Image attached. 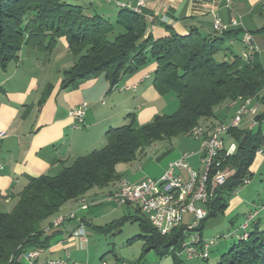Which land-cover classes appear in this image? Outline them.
Wrapping results in <instances>:
<instances>
[{
    "label": "trees",
    "instance_id": "obj_1",
    "mask_svg": "<svg viewBox=\"0 0 264 264\" xmlns=\"http://www.w3.org/2000/svg\"><path fill=\"white\" fill-rule=\"evenodd\" d=\"M116 25L122 32L110 41L113 24L84 15L81 7L66 0H0V69L16 62L22 47L50 52L57 40L64 38L76 62L62 73V89L100 75L114 88L151 59L155 65L152 87L160 96L172 94L178 101L175 113L157 115L140 127L135 126V116L128 114L126 125L106 131L102 149L77 158L54 176L31 180L16 196L10 211L0 210V264H19L21 256L46 248L53 235L43 238L41 224L61 207L92 189L118 182L117 165L135 161L156 142L190 136L194 127L212 118L214 109L226 102L254 99L259 106L253 118L256 127L228 131L225 138L236 150L221 161L220 168L233 170V174L223 185L213 186L211 172L207 184L211 199L205 205L206 218L197 229L200 236L205 223L224 215L228 197L252 176L250 168L264 142V66L256 54L248 61L241 56L216 61L228 33L205 37L196 30L185 36L169 32L153 41L145 37L144 18L128 10L118 12ZM137 221L141 235L133 240L143 241L142 255L153 251L160 259L169 256L173 264H181L174 252L185 240L184 227L161 236L144 218ZM260 226L261 221L256 222L249 232L236 238L215 264H264V227Z\"/></svg>",
    "mask_w": 264,
    "mask_h": 264
},
{
    "label": "crops",
    "instance_id": "obj_2",
    "mask_svg": "<svg viewBox=\"0 0 264 264\" xmlns=\"http://www.w3.org/2000/svg\"><path fill=\"white\" fill-rule=\"evenodd\" d=\"M69 1L66 2L81 7L84 15L88 17L98 16L105 19L112 14L114 29L119 28V33L122 32L121 27L116 25L120 10L114 4L104 0H77L74 3ZM110 8L117 10L116 15V11L110 12ZM214 15L226 26L223 33L230 34L224 37V47L216 55L217 61H230L233 57H240L244 51L241 39L246 32L252 36L257 48L255 56L261 64V56L264 54V30H261L264 27V0H234L229 8L223 0H148L143 17L146 23L145 37L156 41L167 37L169 32L185 36L190 30H196L205 37L221 36L222 33H216L212 29ZM232 21L235 22L234 25L231 24ZM75 62L65 39L60 38L50 52L22 47L17 61L9 63L5 69H0V129L7 133L0 141V163L3 166L0 171L1 211L5 208L11 209L16 196L34 178L54 176L77 158L102 149L106 131L126 125L128 114L135 116L136 126L140 127L157 115L173 113L176 104L178 107L175 96H160L152 87V75L144 72L124 77L118 84L123 86L117 88H110L108 80L100 75L89 78L74 88L62 89V73ZM83 103L86 104L83 123L75 129L74 122L68 118L67 113ZM222 105L219 114L213 112V117L202 121L201 125L213 127L227 122L234 115L238 102H226ZM166 109L170 112L166 113ZM248 121L246 118L240 128H247ZM189 137L179 136L166 141V145L158 147L160 153L155 158H148L144 165L135 164L133 161L117 165L115 171L120 179L139 183L159 177L169 163L178 160L187 152L193 154L188 165L198 170L201 159L199 143L187 140ZM225 143L229 144L230 141L225 138ZM263 165L264 157L258 160L256 167L250 168L251 175L254 168L260 169ZM117 184L115 182L103 189H92L78 200L61 207L46 226L40 227L44 232L43 238L50 235L53 238L46 248L37 250L39 255L33 263L64 260L66 264H76L78 254L89 249V234L85 229L92 226V221L84 212L88 213L91 208L99 206L107 211L113 202L105 198L108 193L113 192ZM88 199L90 204L87 206ZM240 203V200L233 199L232 208ZM64 207L70 210L66 211ZM262 210L253 211L255 216L252 219L248 218L250 212L244 214L246 220L240 226L243 228L240 232H249L259 221L263 228ZM228 211L230 207L224 215ZM69 215L73 217L70 219ZM59 217H65L66 220L59 227L52 228V222ZM80 226L83 227L85 236L72 237V233ZM85 258L90 263L89 257ZM18 262L28 264L24 256ZM118 262L123 261L116 258L113 264Z\"/></svg>",
    "mask_w": 264,
    "mask_h": 264
},
{
    "label": "built area",
    "instance_id": "obj_3",
    "mask_svg": "<svg viewBox=\"0 0 264 264\" xmlns=\"http://www.w3.org/2000/svg\"><path fill=\"white\" fill-rule=\"evenodd\" d=\"M106 3L124 4L127 7L136 8L137 15L144 17V10L148 0H104ZM234 0H223L225 6L229 8ZM152 21V18L150 17ZM235 24L234 21L231 23ZM212 29L216 33H223L226 26L223 25L219 18L213 16ZM244 51L241 58L248 61L257 53V48L254 45L252 36L249 33H244L241 39ZM129 88H126L128 90ZM132 89H134L132 87ZM86 104L70 109L67 113L68 118L73 122V128H78L83 123ZM259 106L240 108L235 111L234 115L227 121L219 123L208 132L205 137H198V133L193 140L199 143V153L201 154L200 168L192 169L188 165V160L191 157L189 154H183L178 160L169 163L159 179H145L139 183H131L126 179H120L118 185L115 186L113 192L107 194L106 199H115L116 205H134L141 207L146 213V221L156 230L161 236L170 235L175 229L184 227L183 234L185 241L197 242V249L184 250L183 243L178 251L174 252L176 258H185L186 260L205 261L209 259V251L217 244V239L203 240L197 229L201 222L206 218L207 212L205 205L211 199V191L207 190L206 176L214 171L215 180L211 183L213 186H221L227 178L233 174V170L221 169V161L231 156L236 146L233 142L225 145V137L229 130L233 128V124H243V121L248 118L247 129L251 130L256 127L253 118L258 113ZM7 136V133L0 129V141ZM256 155L264 157V142L256 151ZM3 166L0 163V171ZM248 180L244 181V185L248 184ZM192 185H199V193L196 194V199L193 200V207H186L187 192ZM175 195H182V204H175ZM188 215L190 221L184 222L183 217ZM255 216L251 214L248 218L252 219ZM69 215L68 218H72ZM65 217H60L53 221L52 228L59 227ZM243 230V228H240ZM245 232L238 233L236 231L233 237L238 238ZM85 236L84 229L80 226L72 233L74 238H82ZM38 251H31L24 255L28 264H34L37 259ZM36 264H66L64 260H48ZM106 264V263H105ZM116 264H127L118 262Z\"/></svg>",
    "mask_w": 264,
    "mask_h": 264
},
{
    "label": "rangeland",
    "instance_id": "obj_4",
    "mask_svg": "<svg viewBox=\"0 0 264 264\" xmlns=\"http://www.w3.org/2000/svg\"><path fill=\"white\" fill-rule=\"evenodd\" d=\"M75 1L77 0H73L72 2L70 1L69 2L74 3ZM84 5L81 6L83 7ZM110 9H111L110 12L115 10L113 8ZM115 11H116L115 12L116 15L117 10ZM105 20L109 21L111 24H115L112 14L110 15V17H106ZM118 29L119 28H115L114 32L108 36V40L112 41L114 37L117 34H119L120 31H118ZM215 60L216 61L218 60V56L215 57ZM260 62L262 65H264V54L261 56ZM154 66H155L154 62L151 59H149L144 66L138 69L136 73L144 72L153 75ZM148 82H150V80H148ZM120 86L123 85L121 84ZM120 86L117 85L116 88ZM116 91L119 90L116 89ZM237 102H238L237 109H239V105H242L241 100H237ZM220 109H221V105L219 108L214 109V113L219 114ZM177 110L178 107L176 104V110L172 112L175 113ZM165 112L168 113L170 111L166 109ZM136 125L137 123L135 121V126ZM186 139L190 141L191 140L194 141L191 137ZM161 143L162 142H159L154 146L147 147L142 153L143 155L140 154L136 157L134 161L135 164L144 165L146 164L148 158H155L154 156L160 153V149L158 147H162L167 144L166 141H164L162 144ZM104 144L106 145V140ZM225 145L227 146V144ZM158 149L159 151H157ZM185 154H189L193 156L191 152H187ZM261 158L262 157L256 155L252 166L256 167L258 160ZM164 171L159 175V177H155L154 179L156 180L159 179L161 175L164 173ZM233 199H238L241 202L234 209L232 208V204H231ZM227 203H228V210L230 207V211H228V214L208 220L205 223L204 228L201 232V238L203 240H210L212 238L217 239V244L214 247H212L209 251L208 264H215L218 261L219 257L223 253H226L232 247V245L236 241V238L233 237V234L236 231H238V233L241 234L240 226L243 225L244 221L246 220L244 214H247L248 212L252 214V212L255 210L256 211L262 210V207L264 206V165L260 169L255 170L254 168V172L248 184L239 188L234 194L230 195L228 197ZM88 204H90L89 199L86 205L88 206ZM252 205H254L255 207L254 208L249 207ZM63 209H65L66 211L70 210L67 207H64ZM10 210L11 209L9 208H5L2 211L8 212ZM106 210L107 211H105L103 207L99 206V207L91 208L88 213L84 212V214L89 216V219L92 221L91 223L92 226L87 227V229H85V232L89 234V236L87 235V240L89 241V246H88L89 249L86 252L83 253L81 252L78 254V259L75 260V262H77L76 264H103V263L113 264L116 258L127 264H172L173 263L171 261L172 260L171 257L168 256L166 258L160 259L155 255L153 251H149L142 255L143 241L140 239H136V240L133 239L141 235L140 229L138 227L139 223L137 219L142 220V218H144L146 220V218L141 212L137 211L136 206L116 205L112 203ZM262 211L264 213V210ZM51 219L52 218H49L48 220L44 221L41 224V226H46ZM183 221L184 222L190 221L189 216L185 215L183 217ZM111 224H113V226H110ZM131 240L132 242H130ZM86 256L87 258L89 257L90 263H87L88 261L85 258ZM101 257L103 259H101ZM178 260L180 261L181 264H205L204 261H199V260H186L185 258H180V259L178 258ZM71 263L72 262H69L68 264Z\"/></svg>",
    "mask_w": 264,
    "mask_h": 264
},
{
    "label": "bare ground",
    "instance_id": "obj_5",
    "mask_svg": "<svg viewBox=\"0 0 264 264\" xmlns=\"http://www.w3.org/2000/svg\"><path fill=\"white\" fill-rule=\"evenodd\" d=\"M114 5L116 7H118L119 9H121V10H128L130 12H133V13L137 14L136 13V8H134V7H127L124 4H114ZM138 16H140V15H138ZM241 104L242 105H239V109H237L236 111H239L240 108H246V106L247 107H254V106H256V103L254 102V99H252V98L251 99H247V100L242 99L241 100ZM240 125L241 124H233V128L232 129L239 128ZM211 129H214V126L213 127H204V126L197 125L190 132V137L193 139L194 136L197 133H198V137H205V136L208 135V132H210ZM210 174L211 173H208L207 176H206V183H208V181H209L208 178H210V176H211ZM214 180H215V173H213V175H212V181H211V183H214ZM198 193H199V185H192L188 189V192H187V200H186V207H193V200L196 199V194H198ZM108 201L113 202L115 204V199H108ZM175 204H182V195H175ZM136 207L138 208V210L146 218V213L144 212V210H142L141 207H138V206H136ZM54 221H56V220H54ZM52 225H53V222H52L51 226ZM183 249L184 250L197 249V242L185 241V242H183Z\"/></svg>",
    "mask_w": 264,
    "mask_h": 264
}]
</instances>
